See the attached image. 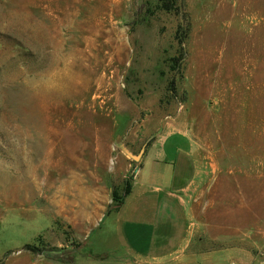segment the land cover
<instances>
[{
	"label": "rangeland",
	"instance_id": "rangeland-1",
	"mask_svg": "<svg viewBox=\"0 0 264 264\" xmlns=\"http://www.w3.org/2000/svg\"><path fill=\"white\" fill-rule=\"evenodd\" d=\"M173 130L186 248L100 251L73 193ZM0 264H264V0H0Z\"/></svg>",
	"mask_w": 264,
	"mask_h": 264
},
{
	"label": "crops",
	"instance_id": "crops-1",
	"mask_svg": "<svg viewBox=\"0 0 264 264\" xmlns=\"http://www.w3.org/2000/svg\"><path fill=\"white\" fill-rule=\"evenodd\" d=\"M130 175V191L116 211L108 213L112 188L82 184L72 196L80 208L72 223L98 230L100 251L121 250L137 256H169L186 248L188 190L197 176L194 143L186 131L149 138Z\"/></svg>",
	"mask_w": 264,
	"mask_h": 264
},
{
	"label": "trees",
	"instance_id": "trees-1",
	"mask_svg": "<svg viewBox=\"0 0 264 264\" xmlns=\"http://www.w3.org/2000/svg\"><path fill=\"white\" fill-rule=\"evenodd\" d=\"M162 8L165 10H169L170 9V4H168V2L164 1L162 2ZM130 191V183L129 180L126 181V183H124V189H123V195L119 196L117 191L114 189V187L112 188V203L109 205L108 207V213L112 212V211H116L119 206L122 204L123 198L125 195H127Z\"/></svg>",
	"mask_w": 264,
	"mask_h": 264
}]
</instances>
